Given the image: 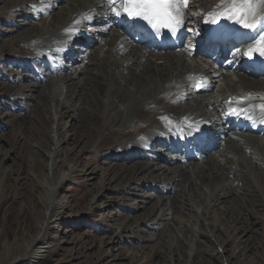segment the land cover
I'll return each mask as SVG.
<instances>
[{"label":"rangeland","instance_id":"1","mask_svg":"<svg viewBox=\"0 0 264 264\" xmlns=\"http://www.w3.org/2000/svg\"><path fill=\"white\" fill-rule=\"evenodd\" d=\"M19 1L0 0V264H264V189L259 193L239 177L231 193L215 203L209 193L216 191V178L200 187L183 181L191 163L190 169L179 167L181 201L170 210L173 191L167 194L152 177L175 165L168 159L177 155L158 156L153 173L134 175L148 160L102 156L108 149L105 126L90 124L88 118L94 112L105 120L115 110L108 108L107 97L97 101L88 92L74 91L85 74L75 76L68 88L57 84L58 73L53 80L39 76L38 87H32L36 74L51 71L36 60L20 64L14 39L41 30L43 22L48 26L51 14H63L67 5H55L51 16L38 20L40 6L13 11ZM49 53L44 55L51 58ZM78 55L86 56L79 52L73 57ZM50 63L53 69L64 65L66 73L77 66L56 59ZM20 84L29 88L13 95ZM124 89L130 93L122 106L114 103L116 109L133 108L132 88ZM87 98L93 106L86 105ZM114 140L119 144V138ZM193 162L198 168L203 164L195 157ZM62 175L66 181H60Z\"/></svg>","mask_w":264,"mask_h":264},{"label":"bare ground","instance_id":"2","mask_svg":"<svg viewBox=\"0 0 264 264\" xmlns=\"http://www.w3.org/2000/svg\"><path fill=\"white\" fill-rule=\"evenodd\" d=\"M61 3L67 5L63 14L54 11L48 26L43 22L41 30L35 29L29 33L22 31L24 36L19 40L15 38L14 46L22 58L20 64L36 60L33 63L39 62L45 66V71H51L43 75L36 74L32 87H38L36 84L40 82L41 76L46 75L48 79H52V75L58 73L57 84H66L68 88L75 76L85 74L87 79L78 83L74 91L78 89L88 92L97 101L100 97L109 99L108 108L111 107L112 112L115 110L113 115L107 114L108 117L103 120L102 116L98 117L97 113L92 112L88 118L90 124L93 122L99 128L102 124L105 126V140L108 141V149L102 154L105 159L118 160L136 156L148 160L139 165L137 171H131H134V175H142L156 170L153 163L158 156L177 155L176 158L168 159L169 164L176 163L175 165H169L168 171L161 170L157 172V176L152 177L153 182L167 194L173 191L170 210L181 201L180 196L177 197V191L182 182L179 167L183 165L190 169L189 165L191 167L193 164V168L188 170L191 174H187L183 180L191 187H200L210 178L218 180L216 191L214 189L209 193L215 203L231 193L234 183L238 181L236 178L239 177L248 182L249 188L253 184L262 193L264 111H261L259 105L264 104V75L260 73L258 77H253L252 71L245 64V53L255 47V41L250 39L255 33L242 28L226 14L216 15L224 11L222 0H189L181 28L184 34L182 46L178 50L165 51L163 54H159L144 39L138 44L133 39L132 23L125 22L124 14L121 15L123 22L116 21L118 16L104 7L106 0H20L14 2L16 7L13 11L40 6L36 19L42 20L45 16H51V10L55 5L54 9L59 8ZM261 14L264 15V12ZM85 16L91 19H85ZM99 23L104 24V28L100 27L102 24L97 25ZM210 28H225L240 40V44L231 45L230 52L221 57L216 56V60H213L218 53L216 50L211 47L208 54L204 53L206 45L203 32ZM85 29L88 33L83 36L74 35V32L81 34ZM91 37L98 38L97 43H94V38L90 40ZM73 45H80L86 50L75 48L72 51ZM201 45H204L203 48H200ZM2 47L6 48L3 45ZM47 51L51 58L44 55ZM79 52L86 56L78 55V58H74ZM251 54L258 55L264 61V55L259 51H253L249 55ZM54 59L69 63L72 67L77 66L72 72L66 73L64 65L51 68L50 61ZM62 72L65 73L62 75ZM197 79L205 84L200 93L194 91ZM124 87L132 88L133 108L124 106L122 110L116 109L113 107L114 103L122 106L130 93ZM26 88V85L20 84L13 95L25 91ZM72 95H69L68 101L72 99ZM239 98H244L243 104L236 103ZM228 100L232 101L231 105L227 103ZM90 101L87 98L86 105ZM231 106L245 110L235 118L229 112ZM40 119L41 122L45 120L42 115ZM38 122L34 120L35 126L40 123ZM197 130L200 131L199 134H196ZM97 134L101 135V132L97 131ZM187 136L192 138L191 141L186 142ZM114 137L120 139L119 144L115 143ZM67 141L68 138L63 142ZM188 146L196 151L194 157L205 163L204 166L202 164L198 168L199 165L193 162L194 158L190 153L185 160L181 148ZM144 150L146 152L143 153ZM151 150L162 155L151 154ZM163 150L166 153L163 154ZM203 154L205 155L202 157ZM189 156L192 157V162L188 163ZM173 166L174 169L171 168ZM217 173L218 176L212 177ZM167 174L173 176L172 180L165 177ZM66 178V175H62L60 181H66ZM93 178L97 179L94 173ZM156 209L154 207L151 212ZM112 255L119 260L117 255Z\"/></svg>","mask_w":264,"mask_h":264},{"label":"snow or ice","instance_id":"3","mask_svg":"<svg viewBox=\"0 0 264 264\" xmlns=\"http://www.w3.org/2000/svg\"><path fill=\"white\" fill-rule=\"evenodd\" d=\"M225 5L223 13L229 19L235 20L242 28L249 30L255 35L250 39L255 41V47L250 48L245 55L253 51H259L264 55V0H222ZM104 7H107L114 15L126 14L128 17L140 18L145 21L154 30L168 28L173 34L182 26L185 18V9L189 7V0H106ZM85 19L91 17L85 16ZM79 23V21H77ZM197 83L196 87H202ZM230 105L231 100L228 102ZM237 104H243L244 98H239ZM261 111H264V104L259 105ZM233 112H239L240 109L231 108Z\"/></svg>","mask_w":264,"mask_h":264}]
</instances>
